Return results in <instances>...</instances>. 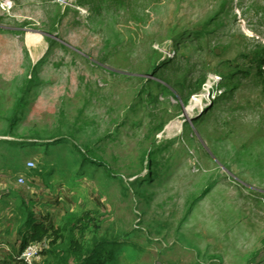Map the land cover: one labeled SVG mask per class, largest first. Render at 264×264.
<instances>
[{
  "label": "rangeland",
  "instance_id": "rangeland-1",
  "mask_svg": "<svg viewBox=\"0 0 264 264\" xmlns=\"http://www.w3.org/2000/svg\"><path fill=\"white\" fill-rule=\"evenodd\" d=\"M21 203L106 264H264V0H0V264Z\"/></svg>",
  "mask_w": 264,
  "mask_h": 264
},
{
  "label": "trees",
  "instance_id": "trees-1",
  "mask_svg": "<svg viewBox=\"0 0 264 264\" xmlns=\"http://www.w3.org/2000/svg\"><path fill=\"white\" fill-rule=\"evenodd\" d=\"M155 68H158L157 65L150 74H156L154 73ZM27 88L28 84L25 87V93ZM25 93L17 103L12 124L17 120V114L26 105ZM164 124L159 125L157 130L161 131ZM89 153L90 151L85 150L83 157L92 158L88 155ZM143 158L151 167L154 159L153 152H148ZM96 161L98 164H103L101 159ZM18 210L22 212V216H17L16 221L21 225L19 233L25 238L21 250L32 242L44 244L43 242L48 240V248L43 250L45 259L43 264H106L107 260H115L116 249L119 246L116 239L110 240L98 229H95L91 238H87L88 231L92 228L91 225L96 226L95 219L91 218L86 222L85 217H77L66 221L63 226L55 227L45 224L42 218L36 217L33 209L26 203H21Z\"/></svg>",
  "mask_w": 264,
  "mask_h": 264
},
{
  "label": "built area",
  "instance_id": "built-area-1",
  "mask_svg": "<svg viewBox=\"0 0 264 264\" xmlns=\"http://www.w3.org/2000/svg\"><path fill=\"white\" fill-rule=\"evenodd\" d=\"M28 166H35L34 161L29 160ZM21 180H23L22 177ZM43 246L44 245H41L39 243L32 242L16 256V259L22 261L25 264H39L44 259L42 249Z\"/></svg>",
  "mask_w": 264,
  "mask_h": 264
},
{
  "label": "bare ground",
  "instance_id": "bare-ground-1",
  "mask_svg": "<svg viewBox=\"0 0 264 264\" xmlns=\"http://www.w3.org/2000/svg\"><path fill=\"white\" fill-rule=\"evenodd\" d=\"M201 96H202V95H201ZM199 100H200V99H199ZM199 100H198V101H199ZM199 102H200V101H199ZM194 103H195V102H194ZM197 104H198V103H197ZM181 127H182V126H181Z\"/></svg>",
  "mask_w": 264,
  "mask_h": 264
}]
</instances>
